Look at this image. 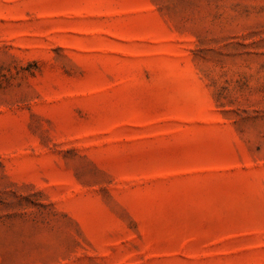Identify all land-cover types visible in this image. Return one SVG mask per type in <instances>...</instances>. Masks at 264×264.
Here are the masks:
<instances>
[{"label":"rangeland","instance_id":"obj_1","mask_svg":"<svg viewBox=\"0 0 264 264\" xmlns=\"http://www.w3.org/2000/svg\"><path fill=\"white\" fill-rule=\"evenodd\" d=\"M0 264H264V0H0Z\"/></svg>","mask_w":264,"mask_h":264}]
</instances>
